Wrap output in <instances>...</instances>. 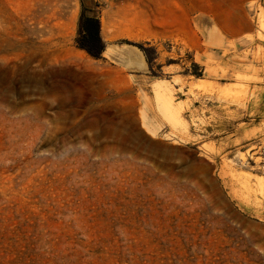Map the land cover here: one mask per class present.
I'll return each mask as SVG.
<instances>
[{"label":"rangeland","instance_id":"1","mask_svg":"<svg viewBox=\"0 0 264 264\" xmlns=\"http://www.w3.org/2000/svg\"><path fill=\"white\" fill-rule=\"evenodd\" d=\"M124 1L0 0V264H264V0L152 91L77 43Z\"/></svg>","mask_w":264,"mask_h":264},{"label":"crops","instance_id":"2","mask_svg":"<svg viewBox=\"0 0 264 264\" xmlns=\"http://www.w3.org/2000/svg\"><path fill=\"white\" fill-rule=\"evenodd\" d=\"M255 0H126L122 11L105 15L102 20L101 36L105 42L103 58L116 61L133 71V75L146 74L151 78L152 85L156 81L149 77L150 64L144 53L136 46L120 44V41L129 40L134 43L147 45H171L170 50H161V58L182 59L185 52H191L196 60L199 55L205 60L207 55L216 53L213 41L223 40L248 42L249 36H255L254 25L246 13V6ZM219 31L221 36H219ZM109 51V48H111ZM109 52V53H108ZM181 63H168L161 68L171 74V79H165L171 84L173 78L183 68ZM198 62V61H197ZM152 108L148 116L157 114V105L153 93ZM186 100V99H181ZM250 106V105H249ZM249 107L248 112L251 111ZM254 111L260 112L258 108ZM260 117V113L256 114ZM264 121V120H263Z\"/></svg>","mask_w":264,"mask_h":264},{"label":"trees","instance_id":"3","mask_svg":"<svg viewBox=\"0 0 264 264\" xmlns=\"http://www.w3.org/2000/svg\"><path fill=\"white\" fill-rule=\"evenodd\" d=\"M79 46L94 58H102L105 50V42L101 36V21L98 15H83L80 20V33L77 40ZM141 49L147 55V47L143 43L127 42ZM95 48V50L93 49ZM147 61L152 63L150 58Z\"/></svg>","mask_w":264,"mask_h":264},{"label":"bare ground","instance_id":"4","mask_svg":"<svg viewBox=\"0 0 264 264\" xmlns=\"http://www.w3.org/2000/svg\"><path fill=\"white\" fill-rule=\"evenodd\" d=\"M223 67V66H222ZM221 69H223V68H221ZM218 71V70H217ZM225 71V70H224ZM222 73V72H221ZM216 74H217V72H216ZM229 76V75H228ZM227 97V96H226Z\"/></svg>","mask_w":264,"mask_h":264}]
</instances>
